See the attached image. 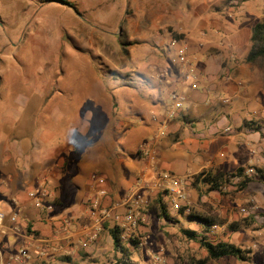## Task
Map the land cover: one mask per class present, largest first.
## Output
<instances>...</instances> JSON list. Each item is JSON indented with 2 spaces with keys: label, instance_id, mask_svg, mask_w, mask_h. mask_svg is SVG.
<instances>
[{
  "label": "rangeland",
  "instance_id": "374dc122",
  "mask_svg": "<svg viewBox=\"0 0 264 264\" xmlns=\"http://www.w3.org/2000/svg\"><path fill=\"white\" fill-rule=\"evenodd\" d=\"M65 1L68 4L45 0H0V156L2 149H9L28 155L30 161H47L43 175L48 179L56 173L49 169L53 160L64 156L68 163L59 172L67 178L73 177L71 175L75 178L79 174L76 168L81 163H88L90 167L89 172L80 174L86 182L94 175L105 176V168L111 171L112 166L107 161L113 155V148L119 154H124V150L128 154L138 137L130 134L126 149L120 145L114 146L113 131H117L116 128L112 131L111 126L117 118L116 107L120 106L123 111L119 114L120 119L126 120L125 112L132 113L129 103L134 105L139 94L145 96L147 92L152 95L149 89L155 86L152 80L145 85L144 79L134 77L131 59L141 63L137 67L141 72L150 73V67L156 71V75L168 70L165 69L166 64L160 66L164 65L161 59L152 57L144 45L145 33L152 28V18L161 13L163 18L168 17L170 29L180 27L188 33L189 36L185 35L189 37L190 44L206 42V51H219L211 44L212 40L217 44L221 41L219 29L232 31L238 44L226 47L225 57L227 65L234 60L241 67L236 73L241 77V82L237 86L239 96L234 98L231 106L251 118L250 121L264 124V72L246 62L251 48L252 27L264 18V0ZM213 28L217 29V34L213 33ZM206 30L207 34L204 35ZM125 42L133 43V54L123 51L122 44ZM100 67L109 73L103 74ZM114 75L121 77L115 80ZM126 80H133L131 86L125 85L130 83ZM142 100L143 97L138 106L142 105ZM12 110L21 113L20 120L13 125L4 120L6 112ZM88 119L89 130L82 135L80 129ZM17 136L21 142L25 138V142L5 146L12 137ZM42 139L47 142L44 143ZM27 164L23 162L22 167L26 168ZM261 169L264 167L258 170L254 168V175ZM114 170L116 172L117 169ZM262 172L260 176H263ZM162 174L160 172L157 177ZM1 175L0 172V185L3 184ZM107 178L114 182L113 175ZM258 180L264 183L262 178ZM185 181L189 203L183 205L181 210L170 207L171 198L164 190L155 193L143 191L141 195L145 204L135 209L140 218L135 227L123 225L125 222L121 219L130 208L123 206L116 213L120 219L106 222L89 250L79 249L76 254L61 251L50 258L34 254L33 263L116 264L124 259L131 264H192V259H203L207 252L199 243L190 241L182 230L200 231L191 218L196 212L220 215V211H223L225 221H243L244 217L239 215L235 220L233 215L239 214L241 207L249 205L247 194H233L235 179L225 187L228 195L213 194L216 198L213 196L202 204L201 192H206V189L197 190L196 186L200 185H195L194 178ZM130 193H111L115 199H109L110 203L104 202V206L125 203ZM66 194L70 197L73 195L72 191H66ZM77 195L69 200H75ZM159 195H164L169 220L161 217L157 208L150 207ZM81 196V204L86 206L89 213L90 202L96 194L90 198L89 194L83 192ZM2 198L4 194L0 189ZM77 206L75 204L74 209ZM117 226L124 229L123 239L130 250L129 258L115 250L111 231ZM223 226L219 225L220 230L214 240L230 242L251 251L252 260L242 262L228 258L215 264H264V226L255 222L238 232H230L228 226L223 230ZM35 234L40 238L37 232ZM131 239L138 242L136 247L130 245ZM43 250H46V244Z\"/></svg>",
  "mask_w": 264,
  "mask_h": 264
},
{
  "label": "crops",
  "instance_id": "0c3cea01",
  "mask_svg": "<svg viewBox=\"0 0 264 264\" xmlns=\"http://www.w3.org/2000/svg\"><path fill=\"white\" fill-rule=\"evenodd\" d=\"M167 18H163L162 13L160 16L152 18V28L145 33L144 45L150 50L152 57L161 59L160 61L164 65L160 66L164 67L166 64L167 68L165 69L168 70L163 74L158 72L159 75H156V71H152L151 67L150 73L141 72L137 68L141 63L137 61L136 63L131 59L134 77L144 79L145 85L152 80L155 86L149 89L150 93H153L152 95L146 91L145 96L138 93L140 97L135 100L136 103L134 105L129 103L132 113L125 112L126 120L120 119L119 114L123 111L120 110V106L116 107L117 118L111 126L112 131L115 128L117 131H113L114 146L120 145L126 149L130 134L138 137L133 149L128 150V154L125 150L124 154H119L113 148V155L107 161L112 166V168L108 166L111 171L105 168L103 170L105 176L96 175L104 178L110 177V175L114 176V182L107 180L109 195L108 198H105L104 202L106 203H110L112 198L115 199L110 195L111 193L117 192L120 195H126L141 181L152 185V182L157 181L160 172H170L182 179H187L214 170L234 173L241 167H244L246 171L250 168L258 170L264 167V138L258 133L249 131V128L243 127L244 122L250 121L251 118L231 106L234 98L239 96L237 86L241 82V77L236 73L241 67H238L234 60H231L227 65L224 50L226 47L238 44L236 37L230 29H219L221 30L218 33L221 41L218 44L215 40L211 41V44L219 48V51L212 49L206 51L204 48L206 42H201L198 45L190 44L187 39L189 38L188 33L182 31L180 27L174 30L170 29ZM205 32L207 30L203 32L204 35L207 34ZM217 32V29L213 28V33L217 34ZM174 34L184 35V39L177 40L184 41L188 45V58L198 76L196 88L183 81L185 68L173 65L171 62L176 56L175 47L172 45V41L175 39ZM214 34L212 36L217 37ZM127 49V54H133L134 46H127ZM145 75L146 78H144ZM119 77L121 76L116 75L115 80ZM128 82L130 83L127 86H131L133 80ZM135 89L138 92L136 87ZM174 93L177 94V100L180 99L183 103V108L177 117L171 119L167 116V111L175 103L173 101ZM142 97L144 101L142 100V105L138 106ZM146 113L150 117H147ZM90 114H92L91 111L89 119ZM4 118L7 124L13 125L20 120L21 113L15 110L8 111ZM89 119L83 123L80 129L82 135L89 130ZM228 128L232 130L231 133H225V129ZM22 140L25 142V138ZM42 140L44 143L47 142H45L46 139ZM23 142L19 136L12 137L5 146H17ZM143 145L147 150L149 149V157L144 156L139 150L144 148ZM19 162L29 164L23 168ZM40 162L39 160L30 161L26 154L2 149L0 172L3 184L0 185V189L3 190L4 198L2 199L6 201L9 212L17 213L22 225L32 227L40 238L48 241L45 243L46 250L44 252L48 258L61 251L76 254L79 249L89 250L91 243L87 242L82 231V227L89 224V213L86 206L81 204V194L87 193L91 198L94 194L97 195L98 186L94 182L93 176L88 182L80 176V174L90 171L88 163H81L76 168L79 176L74 178V175H71L73 177L67 178L59 172L61 167L68 163L66 156L53 160V165L49 169L55 170L56 173L51 178L49 177L46 187L49 192L54 194L55 201H53V210L48 211L37 209L31 197V193H37L44 184L43 168L47 161L46 163ZM114 168L117 169L116 172ZM262 171V175H264V169ZM256 177L242 193L247 194L246 201L248 203L255 202L264 209V183H259V177ZM256 184L258 187H251ZM203 188L202 184L196 186L197 190L203 191ZM66 191H72L71 197L78 194L77 198L69 200L71 197L66 194ZM144 191L155 193L157 190L145 189ZM201 193V203L205 204L213 196L216 198V195L213 194L218 192ZM75 204L79 205L76 209H74ZM234 214L235 220H238L239 214ZM203 215L218 216L224 219L223 211H220V215L212 213ZM64 220L72 222L71 237L65 236L61 231V223ZM229 223L228 221L223 228H226ZM218 232L213 233L212 227L213 240ZM31 264H34L33 261Z\"/></svg>",
  "mask_w": 264,
  "mask_h": 264
},
{
  "label": "built area",
  "instance_id": "2783aa9c",
  "mask_svg": "<svg viewBox=\"0 0 264 264\" xmlns=\"http://www.w3.org/2000/svg\"><path fill=\"white\" fill-rule=\"evenodd\" d=\"M172 45L175 47L176 56L172 59L173 65H179L185 68L183 81L191 84L194 88L198 86V76L195 69L191 65L188 58V45L181 40L174 39ZM173 101L175 102L169 107L167 116L174 119L183 108V103L177 100V94H173ZM260 134L264 137V124H261L259 130H249ZM230 128L225 129V133H231ZM141 152L144 156L149 157L150 151L142 148ZM247 176L254 175L253 169H247L245 172ZM239 179V178H238ZM237 179V180H238ZM93 180L98 186L97 195L91 200L89 206V224L82 227L83 234L86 236L88 243L97 240L100 231L104 228V224L112 219L119 220L120 217L116 214L117 210L123 206H130L127 214L121 219L125 222L123 225L135 227L140 218L135 213V209L140 208L145 204L141 193L145 189L150 190H164L166 195L171 198L172 209L179 211L183 205L189 203V197L186 193V181L170 172H164L157 178V181L152 185H147L145 181H141L131 191L125 203H117L112 207L104 206V199L109 195L108 182L103 176H93ZM48 178L44 179V184L40 190L31 193L37 209L53 210V201H55L54 194L49 192L46 187ZM4 200L0 199V264H31L34 254L44 255L43 246L46 242L42 238H38L33 233L27 232V225H22L19 215L17 213H10ZM239 215L244 218H254L255 222L264 226V209L257 203L250 202L248 206L239 209ZM72 222L64 220L61 223V231L65 236L71 237ZM226 228H223V230ZM220 230L219 226H213V233ZM125 239V238H124Z\"/></svg>",
  "mask_w": 264,
  "mask_h": 264
},
{
  "label": "trees",
  "instance_id": "16d2710c",
  "mask_svg": "<svg viewBox=\"0 0 264 264\" xmlns=\"http://www.w3.org/2000/svg\"><path fill=\"white\" fill-rule=\"evenodd\" d=\"M45 2H61L63 4H68L65 0H45ZM175 39H184V35L174 34ZM251 48L247 55L246 62L249 65L258 67L264 72V18L257 22L251 30ZM123 43V51L127 54V47L131 46L133 43ZM103 74L109 72L106 71L104 67H100ZM115 77V75H114ZM117 79V78H116ZM123 79V78H122ZM129 81V80H126ZM128 85V83H126ZM261 124L256 121H245L243 127L249 128L250 130H259ZM246 169L244 167L239 168L234 173H225L219 170L210 171L207 173H201L194 177L195 185L202 184L206 189L207 193L218 192L221 195H228L225 191V187L228 186L235 179L239 178L237 182L233 185L235 191L233 194H239L244 192L254 178L258 176L262 181H264V175L260 176L257 172L254 176H247L245 174ZM257 178V177H256ZM166 194V193H165ZM151 208H157L160 211V216L166 220L170 219V213L168 205L165 202L164 195H159L158 198L150 205ZM182 209V208H181ZM180 209V210H181ZM198 224L200 231L183 229L182 233L190 240L199 243L200 247L207 252V256L203 259H192V264H215L218 261L228 258H235L242 262H249L251 260L252 252L249 250L242 249L237 245L226 242V241H214L212 238V227L215 225H225L227 221L218 216H204L199 213H195L191 217ZM254 218H245L243 221H236L228 224V229L230 232H238L245 229L248 225L254 224ZM28 233H33L32 227L28 226ZM111 235L114 242V247L117 252L126 254L130 257V250L125 246V241L123 239L124 229L120 227H115L111 231ZM130 245L137 246L138 242L135 239H131ZM128 257V258H129ZM116 264H131L130 261L119 260Z\"/></svg>",
  "mask_w": 264,
  "mask_h": 264
}]
</instances>
